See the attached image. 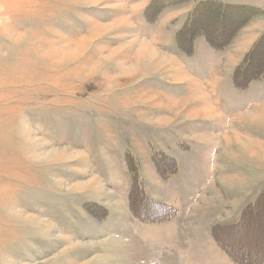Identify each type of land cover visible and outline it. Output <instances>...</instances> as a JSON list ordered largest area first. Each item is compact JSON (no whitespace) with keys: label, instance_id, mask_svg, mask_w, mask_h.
I'll return each mask as SVG.
<instances>
[{"label":"rangeland","instance_id":"obj_1","mask_svg":"<svg viewBox=\"0 0 264 264\" xmlns=\"http://www.w3.org/2000/svg\"><path fill=\"white\" fill-rule=\"evenodd\" d=\"M11 164L0 264H264V0H0Z\"/></svg>","mask_w":264,"mask_h":264},{"label":"bare ground","instance_id":"obj_2","mask_svg":"<svg viewBox=\"0 0 264 264\" xmlns=\"http://www.w3.org/2000/svg\"><path fill=\"white\" fill-rule=\"evenodd\" d=\"M29 4H31V3H29ZM29 4L27 2L26 6H29ZM15 33L11 32L10 34L11 35L13 34L12 36H15L16 35ZM43 51L46 52L45 49H43ZM47 54H48V51H47ZM203 110L205 112H212V109L209 106H206ZM17 169L18 168L14 164H11V166H9V168L6 167L5 169H3V172H0L6 178V180L4 179V180L0 181V196L3 197V200L0 202L2 205L8 203L9 199L13 198V196L16 194L18 187H19V184L16 183L17 181H21L23 179L30 178V176H28V175L27 176L25 175L24 177H21V178L16 177L15 175H17V173H18ZM25 172H26V170H25ZM23 174H24V172H23ZM28 180L32 184L30 179H28ZM19 211H20L19 213L26 214V216H28L29 218H33V215L30 212L22 211V210H19Z\"/></svg>","mask_w":264,"mask_h":264}]
</instances>
